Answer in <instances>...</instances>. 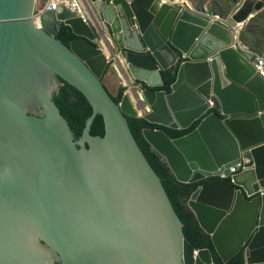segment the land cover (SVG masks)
<instances>
[{"label": "water", "instance_id": "1", "mask_svg": "<svg viewBox=\"0 0 264 264\" xmlns=\"http://www.w3.org/2000/svg\"><path fill=\"white\" fill-rule=\"evenodd\" d=\"M36 1L0 0V264H218L214 253L228 264L241 252L243 264H264V77L236 47V28L157 0H87L103 33L64 7L40 29ZM263 9L244 0L234 27ZM62 24L79 37L69 46ZM110 59L132 81L119 104L103 82ZM167 72L177 75L170 93L158 89ZM63 81L94 108L78 141L52 101ZM98 114L104 138L90 134ZM128 118L178 131L199 122L180 138L143 137L179 182L213 179L188 206L214 252L186 240ZM46 147L53 157L32 150ZM240 163L233 183L214 178Z\"/></svg>", "mask_w": 264, "mask_h": 264}, {"label": "trees", "instance_id": "2", "mask_svg": "<svg viewBox=\"0 0 264 264\" xmlns=\"http://www.w3.org/2000/svg\"><path fill=\"white\" fill-rule=\"evenodd\" d=\"M45 5V0L42 2ZM240 40L249 46L254 52L256 49L264 48V9L258 12L252 18L244 29L240 32ZM57 39L61 40L65 45L69 46L74 40H78L70 27L62 24ZM167 79L163 87L158 88L168 93L171 92V87L177 79V75L172 72H167ZM58 93L54 94L53 102L60 110L61 115L66 119L69 127L74 135L75 141L83 137L89 119L94 114V108L89 99L76 87L64 82ZM115 103L119 104L125 94L126 88L121 87L117 95H113L107 88ZM130 128L138 142L145 157L151 167L161 179V182L173 204V207L183 224V232L186 240L197 250L210 249L214 252V247L211 237L200 227L194 213L188 206L189 199L192 194L202 185L210 183L213 179L204 180L198 183H181L173 175L168 164L163 158L152 150L150 145L143 137L145 129H162L171 138L176 139L186 136L193 132L199 125V122L194 124L188 130H171L147 122L144 118H128ZM90 134L93 137L104 138L106 135V123L102 114L96 115L91 125ZM87 148L88 145H87ZM215 261L222 264L218 256L214 253ZM243 253L241 252L228 264H243ZM56 264H62L57 262Z\"/></svg>", "mask_w": 264, "mask_h": 264}, {"label": "built area", "instance_id": "3", "mask_svg": "<svg viewBox=\"0 0 264 264\" xmlns=\"http://www.w3.org/2000/svg\"><path fill=\"white\" fill-rule=\"evenodd\" d=\"M108 3H112L113 0H107ZM130 1V0H129ZM161 3L163 6H182L183 8H191V2L189 0H157ZM66 8L69 11L75 13L80 19L85 24H91L94 22L93 20V15L88 10V1L87 0H45V5L42 6V3H40V7H36L35 12H34V23L36 24L37 27L42 29V23H41V17L47 13V12H56L59 10V8ZM205 16H208L215 22H219L224 24L227 27H232L236 28V35H235V42H236V47L239 50L245 49L247 52V48H242L241 47V41L239 38V31L240 29L242 30L245 27V24H241V27H234L232 20L227 21L223 20L220 16L218 15H211V14H203ZM253 55V54H252ZM254 57L256 58V63L253 64L257 73L264 77V54H255ZM248 58V57H247ZM251 58V56H250ZM252 59V58H251ZM249 60V59H248ZM252 62V60H250ZM109 65L115 66V62H113L112 59L109 60ZM131 84H129L130 86ZM129 93V92H128ZM241 170H243V165L237 164L233 167L230 168V173L229 175L222 174L220 177L222 180H230L232 183L233 181V176L237 173H239Z\"/></svg>", "mask_w": 264, "mask_h": 264}, {"label": "crops", "instance_id": "4", "mask_svg": "<svg viewBox=\"0 0 264 264\" xmlns=\"http://www.w3.org/2000/svg\"><path fill=\"white\" fill-rule=\"evenodd\" d=\"M189 1L191 2V9L194 10V8H195L197 10V12L200 13V14L218 15V14H215L214 12L207 11V9L205 7H200L198 4H196L192 0H189ZM238 8H239V6L237 7V9ZM218 16H220V15H218ZM231 18H232V16H231ZM231 18H228V16H227L226 18H222V19L230 21ZM94 28L99 33H102V29H101V27H100V25L98 23L94 22ZM249 61H250V59H249ZM121 63H122L121 66H118V65L116 66L115 65L113 67H109L107 72H106V74L104 75V78H103V82H104L106 88H108L113 95H117L118 94V90L121 87H125V88L130 87L129 84L132 83L131 77L127 73V69H126L125 63L123 61H121ZM214 178L217 179V177H214Z\"/></svg>", "mask_w": 264, "mask_h": 264}, {"label": "rangeland", "instance_id": "5", "mask_svg": "<svg viewBox=\"0 0 264 264\" xmlns=\"http://www.w3.org/2000/svg\"><path fill=\"white\" fill-rule=\"evenodd\" d=\"M42 1L43 0H37L36 7H40V3ZM192 1L195 2L196 4H198L200 7H205L207 9V11L214 12L215 14L220 15L222 18H226L227 16H228V18H231V16L233 14H235V12L239 9V8L237 9V7L238 6L240 7L242 5V3L244 2V0H192ZM171 7H173V6H171ZM180 7H182V6H180ZM88 9L90 10V6H88ZM95 17L96 16L93 14V20L95 19ZM102 33H103V31H102ZM241 52L243 54H245L246 57H248L250 60H252L253 64H255L257 60L254 57V55L255 54H260V55L264 54V48H262L260 50L256 49L253 52L248 46L247 52L245 49H243ZM250 56L252 59L250 58ZM130 91H131V88L127 87L125 93H127V92L130 93ZM143 112L146 113L147 111L144 110Z\"/></svg>", "mask_w": 264, "mask_h": 264}, {"label": "flooded vegetation", "instance_id": "6", "mask_svg": "<svg viewBox=\"0 0 264 264\" xmlns=\"http://www.w3.org/2000/svg\"><path fill=\"white\" fill-rule=\"evenodd\" d=\"M50 82H52V84H55L53 81H50ZM53 97H54V94H53ZM53 97H52V101H53ZM42 100V99H41ZM40 100V101H41ZM46 102V100H44L43 101V103L42 104H40V108H37V112L38 111H41V110H45V107H44V103ZM29 115H31V116H37L38 117V119H41V120H43V119H46L45 118V116L44 115H37L33 110H31L30 112H29ZM37 134V133H36ZM37 138H41L42 139V142H43V140H44V138H43V136L41 135H35ZM32 150H34V152L40 157V158H44V157H53L54 155L52 154V152L54 151V147H50V148H48V147H46V148H43V149H41V153L39 152V150H37V148H34V149H32ZM57 151H58V149H57ZM53 199H57V196H54L53 197ZM56 243L57 244H59V242L58 241H56ZM47 247H48V245H46Z\"/></svg>", "mask_w": 264, "mask_h": 264}, {"label": "bare ground", "instance_id": "7", "mask_svg": "<svg viewBox=\"0 0 264 264\" xmlns=\"http://www.w3.org/2000/svg\"><path fill=\"white\" fill-rule=\"evenodd\" d=\"M240 27H241V25H239ZM241 32V29H240V31H239V33ZM241 41V40H240ZM242 42V41H241ZM241 47L242 48H246V47H248L246 44H244L243 42L241 43Z\"/></svg>", "mask_w": 264, "mask_h": 264}, {"label": "clouds", "instance_id": "8", "mask_svg": "<svg viewBox=\"0 0 264 264\" xmlns=\"http://www.w3.org/2000/svg\"><path fill=\"white\" fill-rule=\"evenodd\" d=\"M36 5H37V1H36ZM88 5H89V2H88ZM90 6V5H89ZM36 9V8H35ZM35 12V11H34ZM99 24V23H98ZM248 24V23H247ZM100 25V24H99ZM245 26H246V24H245ZM100 27H101V25H100ZM244 29V28H243ZM242 29V30H243ZM110 67H112L111 65H110ZM132 84V83H131ZM130 88H131V85H130ZM128 93V92H127ZM127 93H125V94H127ZM129 94V93H128Z\"/></svg>", "mask_w": 264, "mask_h": 264}]
</instances>
